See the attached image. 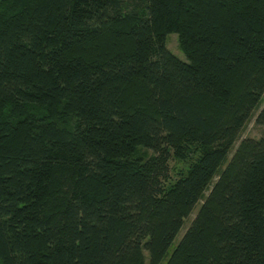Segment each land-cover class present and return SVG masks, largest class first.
<instances>
[{"label":"trees","instance_id":"obj_1","mask_svg":"<svg viewBox=\"0 0 264 264\" xmlns=\"http://www.w3.org/2000/svg\"><path fill=\"white\" fill-rule=\"evenodd\" d=\"M263 97L264 0H0V264H264Z\"/></svg>","mask_w":264,"mask_h":264},{"label":"rangeland","instance_id":"obj_2","mask_svg":"<svg viewBox=\"0 0 264 264\" xmlns=\"http://www.w3.org/2000/svg\"><path fill=\"white\" fill-rule=\"evenodd\" d=\"M167 48L169 49V51L176 56L179 60L183 61V62H188L186 56L184 55V53L180 50L179 48V43H178V36L176 34H169L167 36ZM264 106V97H263V102L261 104V107L259 109V111H257V113L255 114L254 118L249 122V124L247 125L244 133L241 135L240 140L235 144L233 150L231 151L230 155H229V160L232 158L235 150L238 148L240 142L243 139H255L258 140L262 137V135L264 134V127L259 126L256 123V117L258 115V113L260 112V110L263 108ZM176 165V163L172 160L170 163V167L173 168ZM226 166V165H225ZM225 167H223L224 169ZM217 180V179H216ZM201 204H197V206L195 207L191 218L185 223L183 229L181 230V232L179 233V235L176 237L175 241L173 242L169 254L176 248V246L180 243V241L182 240L183 236L185 235L186 231L188 230V228L191 226L193 220L196 218L199 209H200ZM146 258L148 259V254L145 253Z\"/></svg>","mask_w":264,"mask_h":264}]
</instances>
